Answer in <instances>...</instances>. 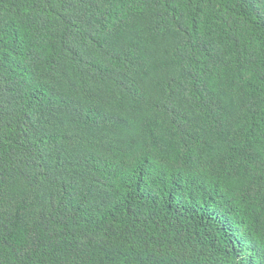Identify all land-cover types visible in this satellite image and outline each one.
I'll return each instance as SVG.
<instances>
[{"label":"trees","instance_id":"16d2710c","mask_svg":"<svg viewBox=\"0 0 264 264\" xmlns=\"http://www.w3.org/2000/svg\"><path fill=\"white\" fill-rule=\"evenodd\" d=\"M0 264H264V0H0Z\"/></svg>","mask_w":264,"mask_h":264}]
</instances>
